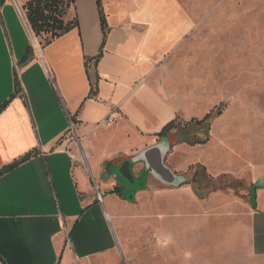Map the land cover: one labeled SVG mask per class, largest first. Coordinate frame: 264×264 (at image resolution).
<instances>
[{
  "label": "crops",
  "instance_id": "0c3cea01",
  "mask_svg": "<svg viewBox=\"0 0 264 264\" xmlns=\"http://www.w3.org/2000/svg\"><path fill=\"white\" fill-rule=\"evenodd\" d=\"M27 1L0 7V107L8 102L0 110V170L31 154L0 177V264H105L115 247L107 206L134 205L111 193L129 185L107 175L104 164L138 154L166 124L181 120V101L201 84L187 74L193 59L186 56L201 23L181 0H102L108 33L89 78L84 59L97 56L102 44L96 0H74L66 19L76 16L78 28L33 50V60L19 67L33 47L18 8ZM15 70L21 90L10 99ZM95 73L97 94L88 99ZM111 113L114 121L106 124ZM67 114L88 166L74 161L76 147L62 141ZM132 167L135 178H150L143 163ZM249 210L242 264H264V188Z\"/></svg>",
  "mask_w": 264,
  "mask_h": 264
},
{
  "label": "rangeland",
  "instance_id": "374dc122",
  "mask_svg": "<svg viewBox=\"0 0 264 264\" xmlns=\"http://www.w3.org/2000/svg\"><path fill=\"white\" fill-rule=\"evenodd\" d=\"M181 5L203 30L186 50L193 59L187 74L201 84L181 101V121L202 120L218 110L221 115L211 123L206 144H178L166 154L165 166L188 184L135 178L121 190L134 206L106 205L115 247L105 264H242L251 207L244 188L264 179V0H181ZM33 49L38 53L34 43ZM131 158H118V164ZM196 165L213 180L226 177L242 186L200 199L188 170ZM91 171L103 193L92 166Z\"/></svg>",
  "mask_w": 264,
  "mask_h": 264
},
{
  "label": "trees",
  "instance_id": "16d2710c",
  "mask_svg": "<svg viewBox=\"0 0 264 264\" xmlns=\"http://www.w3.org/2000/svg\"><path fill=\"white\" fill-rule=\"evenodd\" d=\"M5 0H0V7L4 4ZM74 0H28L22 5V12L24 14L25 20L36 40H38V46L43 49L45 46L49 45L54 40L60 38L66 33L78 28V21L76 16L71 20L66 19V14L68 9L73 5ZM96 5L99 14V21L102 31V44L100 50L94 58H85V68L87 74L90 78L88 70L93 68L96 70V66L103 55V49L105 41L107 38L108 28L106 22V16L102 7V0H96ZM33 47L29 46L22 59L19 61V67L27 65L34 58ZM97 83L98 76L95 73V80H90V92L88 99L94 98L97 94ZM21 90L17 70L14 71V93L12 94V99L15 95L19 94ZM8 102H5L0 110L3 109ZM221 115V110L211 112L207 114L202 120H191L189 122H183L178 117L166 124L162 130L156 134L158 140L162 138H167L170 143V150L178 144H186L190 146L194 145H204L209 141L210 127L213 120ZM31 154H27L25 157L18 161L2 168L0 170V177L20 164L24 163L30 158ZM123 161L118 160L108 161L104 164V170L107 175L117 174L118 168L121 166ZM192 171L191 184L193 186V193L196 197L202 199L212 192L218 190L232 189L237 190L242 186L238 181L228 180L226 177L221 179L213 180L209 177L204 168L200 165L192 166L188 169ZM188 184V183H185ZM183 184V185H185ZM236 186H238L236 188ZM259 189L253 185L244 188L247 196L250 197V206L254 207L255 192ZM112 194H116L122 200L128 201L126 197L121 195V190L115 188ZM131 202V201H130ZM5 264V263H1Z\"/></svg>",
  "mask_w": 264,
  "mask_h": 264
},
{
  "label": "water",
  "instance_id": "95a60500",
  "mask_svg": "<svg viewBox=\"0 0 264 264\" xmlns=\"http://www.w3.org/2000/svg\"><path fill=\"white\" fill-rule=\"evenodd\" d=\"M19 11L29 32L31 33L32 40L37 50L40 52L38 44L25 20L22 9L18 5ZM170 151V143L167 138H162L158 140V143L155 146L146 148L145 150L139 152L138 154L132 156L131 159L123 161L121 166L118 169V175L124 179V181L132 186L135 184V177L132 172V165L137 163H143L145 173L147 175H152L156 180L162 182L165 185L169 186H182L188 182V179L176 175L164 164L166 154ZM192 178V176H191ZM257 188H264V179H259L255 184ZM133 196L129 197L131 201Z\"/></svg>",
  "mask_w": 264,
  "mask_h": 264
},
{
  "label": "built area",
  "instance_id": "2783aa9c",
  "mask_svg": "<svg viewBox=\"0 0 264 264\" xmlns=\"http://www.w3.org/2000/svg\"><path fill=\"white\" fill-rule=\"evenodd\" d=\"M39 47V46H38ZM40 50V49H39ZM39 53V51H38ZM67 130L62 138V141L66 144V149L70 150V146H75L77 150L76 155H71L74 161H80L84 165L88 166V158L85 150L82 147V138L78 134L77 124L74 118L67 114ZM114 121L113 113L109 114L105 119L106 124H111ZM96 199L98 202H102L100 193H96Z\"/></svg>",
  "mask_w": 264,
  "mask_h": 264
}]
</instances>
